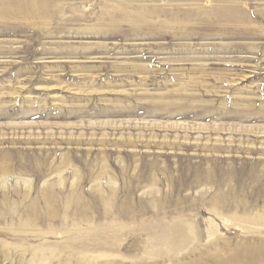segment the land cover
<instances>
[{
	"label": "rangeland",
	"instance_id": "rangeland-1",
	"mask_svg": "<svg viewBox=\"0 0 264 264\" xmlns=\"http://www.w3.org/2000/svg\"><path fill=\"white\" fill-rule=\"evenodd\" d=\"M0 264H264V0H0Z\"/></svg>",
	"mask_w": 264,
	"mask_h": 264
}]
</instances>
